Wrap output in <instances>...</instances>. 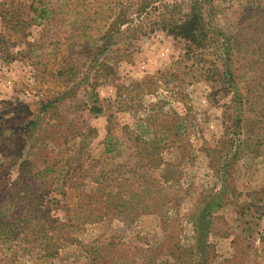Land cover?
<instances>
[{
	"label": "rangeland",
	"instance_id": "obj_1",
	"mask_svg": "<svg viewBox=\"0 0 264 264\" xmlns=\"http://www.w3.org/2000/svg\"><path fill=\"white\" fill-rule=\"evenodd\" d=\"M139 1L0 0V264H192L193 221L222 175L208 264H264V0L206 1L209 39L192 49L163 24L176 0H144L141 13ZM30 3L49 12L35 18ZM136 133L161 139L155 157ZM102 179L112 215L54 253L50 237L60 244L66 228L40 235L46 216L63 215L48 212L54 194Z\"/></svg>",
	"mask_w": 264,
	"mask_h": 264
},
{
	"label": "trees",
	"instance_id": "obj_2",
	"mask_svg": "<svg viewBox=\"0 0 264 264\" xmlns=\"http://www.w3.org/2000/svg\"><path fill=\"white\" fill-rule=\"evenodd\" d=\"M144 0H140L139 5H138V13H141L142 10H144L148 4V2H143ZM150 1V0H147ZM206 1L208 0H176L174 3H172L171 7L172 10L170 9L167 15L171 18L169 22H167V15L163 16V24L165 25L166 29L173 34L175 37H180L183 38L187 41V45L189 49L193 47H201L206 44L208 41V30L209 27L206 22V16L204 12V8L206 5ZM182 5H186L187 11H185L182 16H180L177 19H174V13L173 9L174 8H181ZM23 6H25L24 2H18L16 5L11 4V7L7 11L8 13V20L12 21L14 19V15L16 12L22 13L24 11ZM28 7L33 11L34 17H44L47 15L49 12V9L45 5L41 6H34L33 3H30ZM11 9V10H10ZM30 10V11H31ZM13 12V16L10 14ZM125 12V10L123 11ZM121 12V15L122 13ZM124 18V16H123ZM124 19H121L119 24L123 23ZM194 45V46H193ZM228 52V50H227ZM225 74L227 77L228 76V71L227 69L224 70ZM231 85H234V82H229ZM60 96H55L53 98H47L44 99L41 103V109L40 112H44L47 109L51 108L54 102L59 99ZM93 109L101 112L102 111V106H93ZM33 119V118H32ZM29 120L28 121V129H30L29 125L30 124H35L37 126L39 120ZM112 130L111 127L109 126L108 128V133L107 137L105 139V144H106V151L111 150L110 144H111V139L110 137L112 136ZM156 136H150V138H144L142 134L136 133L135 134V140L137 143V147L145 153L144 147L145 146H150L153 147L154 150L151 152L150 157H155V152L157 153L160 149V138L155 139ZM137 150L136 154H140L143 156V158H140L141 160L144 159L145 154L142 155L143 153ZM155 151V152H154ZM55 160L53 163H49L46 165L43 170H38L39 173H49L52 171H56V162ZM64 164V167L67 169L73 168L72 166H67V161ZM144 166H148L147 162L143 163ZM166 164V162H165ZM169 164V163H167ZM151 165H149V170L148 168H145V173L142 175L144 179H148L151 177L150 171ZM144 169V168H143ZM99 177V176H97ZM100 178V177H99ZM98 178V179H99ZM70 179V178H69ZM68 176H61V178H57L56 180L59 182L60 186H65L69 182ZM73 182H77L75 179H71L70 184H73ZM221 189L217 192H211V193H206L204 195V203L202 205V209L199 213V217L193 221L194 223V242L190 246V251L192 254L195 256L192 264H208L209 258L212 254L211 250V244H209L208 241V234H209V219L208 217L211 215L213 212L214 208H218L223 205L224 203V193L226 191L227 185V178L222 175L221 176ZM98 181V180H97ZM102 181L95 187V189L92 190V192H88L86 190H80L76 191L74 193H69L67 190L63 191V197L59 198L57 194H54L51 206H48V212H53L58 211L59 208L62 209V216H54V218H50L49 216L47 219V222L42 224L41 227V233L40 235H43L45 237V231L46 230H51V229H56V231L59 230V228L64 227L66 228L67 232L66 234H63L59 239H61L60 244H56L57 241V236L56 234H53L50 238L54 239L53 242V251L56 253L57 249L59 248L60 245L63 244H73V243H79L81 244L82 242L78 240L77 236L75 235L78 233L86 224L92 223L95 221H98L102 217H108L110 214L112 215L114 207H113V201L117 197L116 194L113 192V190L110 188L109 184H103ZM146 183V182H145ZM142 185V183H141ZM141 192L144 191V189L139 188ZM137 190L136 192H133L132 194L129 193L128 196L137 198L140 196L142 193L140 190ZM58 193V192H57ZM59 193H62L59 192ZM124 197V196H123ZM102 198V199H101ZM61 200H64L62 202ZM103 202L102 207H99L98 203ZM60 203L62 205L60 206ZM40 221L43 220V217L39 218ZM60 219H63V221L59 222ZM40 232V231H39ZM49 245V243H48Z\"/></svg>",
	"mask_w": 264,
	"mask_h": 264
},
{
	"label": "built area",
	"instance_id": "obj_3",
	"mask_svg": "<svg viewBox=\"0 0 264 264\" xmlns=\"http://www.w3.org/2000/svg\"><path fill=\"white\" fill-rule=\"evenodd\" d=\"M6 83L10 84L11 83V80L10 79H7L6 80Z\"/></svg>",
	"mask_w": 264,
	"mask_h": 264
}]
</instances>
